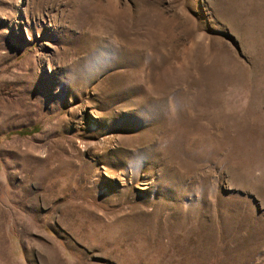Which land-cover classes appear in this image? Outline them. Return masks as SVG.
Listing matches in <instances>:
<instances>
[{
    "label": "rangeland",
    "instance_id": "rangeland-1",
    "mask_svg": "<svg viewBox=\"0 0 264 264\" xmlns=\"http://www.w3.org/2000/svg\"><path fill=\"white\" fill-rule=\"evenodd\" d=\"M0 264H264V0H0Z\"/></svg>",
    "mask_w": 264,
    "mask_h": 264
}]
</instances>
